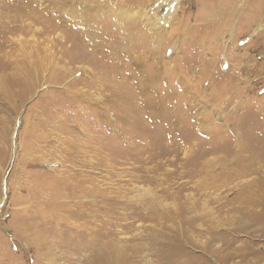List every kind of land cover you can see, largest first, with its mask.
<instances>
[{
    "label": "rangeland",
    "instance_id": "obj_1",
    "mask_svg": "<svg viewBox=\"0 0 264 264\" xmlns=\"http://www.w3.org/2000/svg\"><path fill=\"white\" fill-rule=\"evenodd\" d=\"M167 1L0 0V264H264V8Z\"/></svg>",
    "mask_w": 264,
    "mask_h": 264
},
{
    "label": "bare ground",
    "instance_id": "obj_2",
    "mask_svg": "<svg viewBox=\"0 0 264 264\" xmlns=\"http://www.w3.org/2000/svg\"><path fill=\"white\" fill-rule=\"evenodd\" d=\"M254 2H248V0H217L215 1L214 3H212L210 6H209V11L212 12L213 10H219V17L220 19H223V17L227 16V21L226 22H230L232 20V18L242 12V16H241V19L240 20H243V23H245L246 26L242 27L241 30H243V32H247L249 31L250 29H252L253 25L254 24H258V22L261 20V17H255L252 15V13L254 14H257V13H262L263 11V8H264V1L263 2V5L258 2L260 0H253ZM180 0H168L166 3L169 5L168 6V11H167V14L164 15V18H163V21L166 23V22H169L170 21V18L174 12V8H176V6L179 4ZM207 2V0H206ZM209 2V1H208ZM261 2V1H260ZM206 6V5H205ZM255 10V11H254ZM247 12V15L245 16ZM254 14V15H255ZM264 14V13H263ZM261 16V15H260ZM263 16V15H262ZM264 18V17H263ZM222 21V20H221ZM224 22V21H223ZM240 22V21H239ZM213 25V24H212ZM239 32V30H238ZM232 34V33H231ZM233 35H234V32H233ZM234 37V36H233ZM236 37V36H235ZM234 37V38H235ZM240 37V36H239ZM238 37V38H239ZM237 38V39H238ZM235 40V39H234ZM238 41V40H237ZM231 42V41H229ZM232 45V44H231ZM214 46V43L212 44V47ZM239 46V45H238ZM216 47V46H215ZM233 47V46H232ZM235 48V47H234ZM239 48V47H238ZM208 49V48H206ZM211 50V49H210ZM210 50L208 52H210ZM216 51V50H215ZM212 52V51H211ZM216 53V52H215ZM207 54V53H206ZM209 54V53H208ZM213 55V54H212ZM219 55V54H218ZM228 56V55H227ZM231 56V55H230ZM215 57L216 54H215ZM204 58V56H203ZM230 58V57H229ZM228 58V59H229ZM210 59H213V58H210ZM207 60V59H206ZM216 60V59H215ZM214 60V61H215ZM199 62V60H198ZM206 62V61H204ZM206 63H211V62H206ZM215 64V62H212ZM202 64V62H201ZM209 66V65H208ZM211 66V65H210ZM209 66V67H210ZM212 67V66H211ZM210 67V69H212ZM232 67V66H231ZM240 68V67H239ZM239 68H235L239 71ZM209 69V70H210ZM205 81V80H204ZM214 81V80H213ZM228 86V85H227ZM226 87V86H225ZM215 91V90H214ZM240 92V91H239ZM232 96V95H230ZM232 99V98H231ZM244 99V98H243ZM233 100V99H232ZM231 100V101H232ZM229 103V102H228ZM230 104V103H229ZM243 103H241L242 105ZM228 105V104H227ZM235 112V111H234Z\"/></svg>",
    "mask_w": 264,
    "mask_h": 264
}]
</instances>
